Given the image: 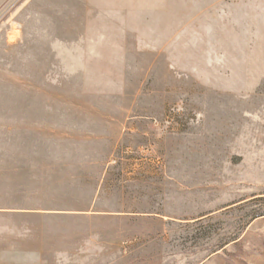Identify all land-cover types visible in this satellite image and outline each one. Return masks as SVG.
I'll return each mask as SVG.
<instances>
[{
  "label": "rangeland",
  "instance_id": "rangeland-1",
  "mask_svg": "<svg viewBox=\"0 0 264 264\" xmlns=\"http://www.w3.org/2000/svg\"><path fill=\"white\" fill-rule=\"evenodd\" d=\"M0 264H264V0H0Z\"/></svg>",
  "mask_w": 264,
  "mask_h": 264
},
{
  "label": "crops",
  "instance_id": "crops-1",
  "mask_svg": "<svg viewBox=\"0 0 264 264\" xmlns=\"http://www.w3.org/2000/svg\"><path fill=\"white\" fill-rule=\"evenodd\" d=\"M84 2V5H87V0H82Z\"/></svg>",
  "mask_w": 264,
  "mask_h": 264
}]
</instances>
